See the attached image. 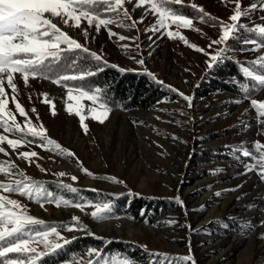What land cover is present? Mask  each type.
<instances>
[{
    "label": "rangeland",
    "instance_id": "374dc122",
    "mask_svg": "<svg viewBox=\"0 0 264 264\" xmlns=\"http://www.w3.org/2000/svg\"><path fill=\"white\" fill-rule=\"evenodd\" d=\"M95 1L104 0H92V3ZM156 2L160 4V0ZM136 3L137 0H132L131 4L126 0L125 7L133 19L139 20L143 16L144 20L131 29L116 25L101 26L97 34L95 22L89 27L84 18L79 28L72 26L71 21L68 26H58L109 64L126 72L147 73L167 95L148 109L125 111L110 107L111 111L101 123L93 116L104 110L103 103L81 96V89L66 82L53 83L43 76H30L25 86L22 76L14 74L19 100L32 123L37 126L43 123L48 138L59 143L64 152L46 142L45 147L37 146L41 143L39 140L15 151L5 142L3 146L9 155L0 154V167L7 168L15 163L17 168L12 171L22 172L23 175L0 172V183L56 181L76 189L167 200L168 207L152 222L129 216L98 220L91 215L97 204L88 202L81 210L72 203L64 204L63 201L68 200L60 192L53 195L54 200H61L59 207L46 201L41 206L36 198L16 193L0 192V195L16 199L26 206L28 215L46 224L67 226L74 223L72 217H78L87 231L58 228L60 236L70 240V243L93 236L111 242L135 244L142 253L131 259L132 264H150L151 261H156V264H192V261L180 259L185 255H191L195 264H264V179L258 174L262 166L256 165L259 154L254 148V142L264 145V123L257 121L250 103L251 99L264 102V85L252 98L224 90L207 95L202 92V81L208 78L207 73L217 63L211 57L224 50L227 42L212 45L211 48L209 45L222 34L221 22L234 23L230 20L235 11L234 2L181 0L183 4L203 8L219 22L209 24L197 17L193 18L191 28L184 29L168 19L166 24L169 27L159 31L151 30L158 24L159 14L150 11L149 5L135 8ZM241 4L242 10L248 14L239 24L256 29L264 27V10H261L264 0H241ZM252 4L257 5L255 10L250 8ZM57 21L58 18L53 19V22ZM124 22L131 24L129 20ZM84 29L88 30L87 38L83 34ZM109 30L117 36L110 38ZM168 31L179 32L185 40L169 38ZM240 34L238 30L233 38L246 40ZM119 35L131 39L120 41ZM242 41L243 47L230 50L228 46L223 55L238 60H255L264 65V45L251 40L243 44ZM193 45L204 51H196ZM60 47L65 49L67 46ZM139 59L144 60L143 65L136 62ZM226 81L234 82L235 79L228 77ZM4 87L9 100L8 108L14 112L6 78ZM45 93L51 104L42 102ZM180 93L191 97V106ZM69 94L72 100L67 99ZM89 96L96 95L89 93ZM52 104L55 105V115L50 110ZM33 108L36 112L31 111ZM78 109L85 116L87 132L76 115ZM37 113L39 120L36 119ZM16 120L23 126V117L16 114ZM0 134L7 135L2 129ZM23 151H35L38 155L30 163L17 158V154ZM244 151L253 155L245 156ZM68 152L74 155L69 156ZM253 165H256L254 171L247 172L246 166ZM85 169L92 175H88ZM61 171L66 173L64 177H59ZM72 176L77 179L73 181ZM237 186L238 190H234ZM217 193L220 195L217 196ZM63 239L49 237V240L62 245ZM32 246L38 252L44 251L42 244ZM105 247L106 244L90 249L99 251ZM153 253L167 254L168 258L154 256ZM92 255L94 257L95 254ZM108 259L110 264H123L124 261L116 253ZM86 260L87 257H82L75 264H86Z\"/></svg>",
    "mask_w": 264,
    "mask_h": 264
},
{
    "label": "snow or ice",
    "instance_id": "6c2138e0",
    "mask_svg": "<svg viewBox=\"0 0 264 264\" xmlns=\"http://www.w3.org/2000/svg\"><path fill=\"white\" fill-rule=\"evenodd\" d=\"M235 5L234 14L230 16V20L234 23L223 24L221 22L222 34L219 39L213 40L209 45L221 44L227 42L230 38H233L235 33L238 32L242 25L239 21L247 16V11L242 10L241 0H233ZM92 3V0H0V129L3 133L0 134V154L8 156L9 153L3 146L6 144L15 151L25 144H34L37 140L41 143L37 146L45 147L47 145H55L56 149H60L61 153L64 152L61 149V145L51 140L46 135V130H44L43 123L39 126L32 123L28 113L23 107L19 100V91L17 84L15 83L14 74L19 73L24 81L25 86L28 85L29 77L36 78L37 76H43L48 78L46 74H53L57 78L53 79V83L61 84L65 81H83L86 77L96 74L99 71H103V67H97L95 71H87L81 75H67L62 74L66 67L75 65V60H69L67 55H62L63 53H72L76 50H81L84 53H88L89 49L83 47L76 39L71 38L67 33L61 30L59 24L68 26L69 22H72V26L79 28L81 25L82 18L87 20L89 27L95 22L96 33L98 34L101 26L116 25L121 28H134L137 23H142L144 17L142 16L139 20L133 19L129 9L125 7L126 0H114V2H109V0H104V4L107 5L104 8L105 13L114 14V18L102 19L100 18V12L97 9L90 11H83V7ZM127 3L131 4L132 0H127ZM167 0H161V4H166ZM176 5L181 4V0H174ZM156 0H137L135 8H140L144 5L150 6V11L159 14L158 24L153 26L152 31H159L160 29L167 28L169 25L166 24V20L171 19L172 24L176 25L178 28L189 29L193 24V18H186L184 14H180L177 11L170 10L165 7H161ZM191 7L196 8V5H191ZM252 10L257 8L256 4L250 6ZM78 9L79 10L78 12ZM261 10H264L262 8ZM199 11L203 13L200 20L203 21L207 13H204L203 8ZM48 14V15H46ZM123 17V19H119ZM54 18H58L57 22H53ZM129 20L131 24H126L124 21ZM259 33L264 34V27L258 29ZM85 38L88 37V30L84 29L83 32ZM109 37L117 36V33L109 30ZM167 36L169 38H179L180 40H185L183 35L179 32L168 31ZM118 39L120 41H125L131 39L123 35H119ZM243 44L249 43L248 40L242 41ZM61 45H66L65 49H61ZM125 48L128 45H124ZM139 47V45H137ZM192 47L195 48V45ZM196 51L203 52V49L195 48ZM227 49L217 52L211 57L213 61H217L218 58L223 59L224 52ZM91 57L97 61L102 62L104 66H107V61L102 60L100 55L96 52L90 53ZM264 59V58H262ZM137 63L143 65L144 60L139 59ZM114 66V65H113ZM212 65L210 64L209 67ZM124 71V69H121ZM251 75V73H249ZM5 78L7 81V87L11 90V100L14 103V112L8 108L9 100L6 98L7 93L4 87ZM255 80L259 82L260 85H264V75H258ZM162 83V82H161ZM81 89V96H87L89 99L95 101L98 99L96 96H89L87 91H83L85 85L81 83L77 86ZM99 91V89H96ZM45 99L42 101L46 104H51L47 97V93L43 94ZM185 101H189V106H191V97L185 96L180 93ZM32 97L29 95V101ZM68 100H72L71 94L67 96ZM251 108L256 112V119L258 122L264 123V102H258L256 99H251ZM109 101H105L101 106L104 108L102 112L98 115L93 116L94 119H98L101 123L107 118L111 108L108 106ZM51 113L55 115V105H51ZM70 110V109H69ZM32 112H36V109H31ZM91 111H95L92 109ZM16 114L24 118L23 126L21 123L17 122ZM76 115L79 117L81 126L87 132V125L84 123L85 116L81 114L80 110L76 111ZM37 120H39V115L37 113ZM16 136V138H9L10 136ZM32 137L28 140L27 137ZM255 152L259 154V160L256 161V165L262 166V170L258 173L261 179H264V145L259 142H254ZM245 156H252L253 154L249 151H244ZM35 151H23L17 154L18 159H22L28 162H32L33 157H37ZM69 156L74 155L72 152H68ZM78 160V158H77ZM79 162V161H78ZM256 165L252 167H247V172L254 171ZM17 165L11 163L7 168L0 167V172L7 175H23L22 172H13ZM43 170V169H42ZM88 175H92L85 169ZM244 173L245 175L247 174ZM59 177H64L66 173L61 171L58 173ZM71 179L75 181L76 176H72ZM114 179V178H113ZM120 183L121 181H116ZM63 187L68 188L72 192H78L79 189L71 187V185H63ZM239 186H237L238 190ZM0 192L16 193L21 196H28L29 198H36L37 202H54L57 207L60 206L61 200L53 198V194L46 189H44L38 182L28 183L22 180H16L14 183H0ZM220 193H217L219 196ZM181 203L183 206V202ZM64 204L72 203L73 206L83 210V207L88 202H75V201H63ZM111 208L109 203H103L95 205V211L91 213L93 218L98 220H103L109 218L107 213H110ZM73 224L71 225H47L45 221L37 219L27 214L26 206L21 205L16 199H9L5 195H0V264H37L38 260L49 254L50 252L54 254L55 250L61 249L63 245L70 243L68 239H63L60 236L58 228L67 231L83 230L87 231L84 225L79 223L78 217H72ZM190 227V226H189ZM89 235H94L88 232ZM50 236H55L59 239H63V245L58 242L49 240ZM103 239L101 237H96ZM72 239H75L73 237ZM43 245L44 251L38 252L36 247L32 245ZM146 247V246H145ZM95 254L94 257L92 254ZM9 254H15L14 256H9ZM163 255L164 259H167V254H156ZM82 257H87L86 264H110L109 257L111 254L103 252V250L90 249L88 253H82ZM79 259V258H77ZM183 261H195L192 259L191 255H185L180 257ZM75 264V262H74ZM123 264H132L131 258H124ZM150 264H156V261H151Z\"/></svg>",
    "mask_w": 264,
    "mask_h": 264
},
{
    "label": "trees",
    "instance_id": "16d2710c",
    "mask_svg": "<svg viewBox=\"0 0 264 264\" xmlns=\"http://www.w3.org/2000/svg\"><path fill=\"white\" fill-rule=\"evenodd\" d=\"M112 2V1H110ZM103 3V4H101ZM161 4V0H160ZM104 1H95L85 5L82 10L90 11L97 9L102 17H112L114 14L105 13ZM161 7L177 11L184 14L188 18L201 17L203 13L199 11V7L193 8L191 4L176 5L174 1L167 0L166 4ZM206 13V12H204ZM208 14V13H207ZM209 24H216L218 19L208 14L203 19ZM241 37L264 45V34L259 33L258 29L244 26L239 28ZM242 38H230L224 46V49L237 50L240 48ZM235 41V42H234ZM91 51L84 53L76 50L72 53H63L67 55L69 60H75V65L66 67L62 74L81 75L87 71H95L97 67H103V71H99L94 75L86 77L83 81H65L72 87L83 83L84 91L93 93L103 104L109 101V107L120 108L125 111L148 109L155 106L167 94L153 82L151 77L145 72L137 71H121V69L107 63L104 66L102 62L95 61L91 55ZM223 59L217 60V63L207 73V79L203 82L204 95L217 90H224L229 93L241 94L243 97L252 98L258 94L262 85L255 80L258 75H264V65L255 60L242 59L238 60L228 55H223ZM103 60V59H102ZM222 60V61H221ZM251 73V75H249ZM48 80L56 79L53 74H46ZM234 78V82L226 81V78ZM79 89V88H78ZM99 89V91H96ZM44 189L53 195H64L68 201L75 202H91L93 204L109 203L111 211L107 213L109 218L129 216L135 220L149 219L151 222L162 210L168 207L167 200L148 198L140 195H132L127 193L110 194L101 193L87 189H79L78 192H72L68 188L63 187L64 183L56 181H37ZM51 225V224H47ZM53 225V224H52ZM61 225V224H57ZM106 244L103 252L118 254L121 258H135L141 252L138 246L133 243L122 241H109L99 239L93 236H85L73 241L70 244L63 245L61 249H57L54 254L44 256L37 264H64L66 262H75L82 258V253H87L91 247H99ZM15 254H9L14 256ZM79 258V259H77Z\"/></svg>",
    "mask_w": 264,
    "mask_h": 264
},
{
    "label": "bare ground",
    "instance_id": "6f19581e",
    "mask_svg": "<svg viewBox=\"0 0 264 264\" xmlns=\"http://www.w3.org/2000/svg\"><path fill=\"white\" fill-rule=\"evenodd\" d=\"M111 223V222H110ZM110 223H107V224H110ZM104 228V227H103Z\"/></svg>",
    "mask_w": 264,
    "mask_h": 264
}]
</instances>
